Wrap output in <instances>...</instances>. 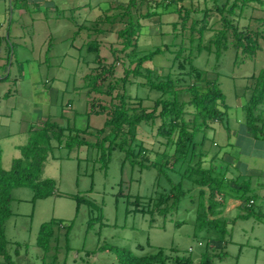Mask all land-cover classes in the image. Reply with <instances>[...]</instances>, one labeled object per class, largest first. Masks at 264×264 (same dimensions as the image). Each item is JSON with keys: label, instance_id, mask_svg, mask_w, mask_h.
I'll use <instances>...</instances> for the list:
<instances>
[{"label": "rangeland", "instance_id": "obj_1", "mask_svg": "<svg viewBox=\"0 0 264 264\" xmlns=\"http://www.w3.org/2000/svg\"><path fill=\"white\" fill-rule=\"evenodd\" d=\"M188 2L186 0V4ZM212 3L214 0L207 1L209 6ZM200 4L203 5V1ZM254 5L264 9V3L261 6ZM85 13L82 9L70 12V19L66 14L65 17L50 14L45 19L37 18L35 21L25 17L19 21L24 24L22 28L14 25L9 28L6 24V32L11 33V36L16 30L21 32L24 44L34 50L28 51V55L22 56L24 58L17 59L14 56L16 53H10L9 58L4 60L6 76L0 79L3 168L9 169L13 159L20 156V147L28 142L30 129L41 126L46 119L56 127L89 128L92 132L103 126L105 114L89 113L86 89L82 87V77L90 64L78 62L79 55L74 46H80V40L70 36L78 24L91 26V22L84 23ZM263 13L249 9L239 19V26L248 24L253 27L255 22L247 18ZM178 15V12L168 11L141 21L144 28L139 40L140 49L147 52L159 44H174L171 52L165 51L152 61H146L141 71L144 72L147 67L158 73H167L169 70L172 78H182L180 84L183 93L180 97L185 100L191 97V91L187 88L190 84L203 86L206 78H214L218 74L227 111L222 120L213 123L214 129L207 131L206 145L210 152L219 153L231 164L238 165L239 160L242 164L243 160L248 159L255 165V158H247L249 146H244L239 133L244 121L243 104L249 93L250 76L264 67V51L258 50L253 57L245 58L230 47L218 60L212 54L207 56L201 53L193 57V63L202 71L201 78H197L190 72L189 63L185 62L184 68L180 66L183 56L188 54L186 49L174 60L181 41L182 47L189 46L188 33L181 36L179 26L174 29L171 25V22L179 20ZM100 26L103 28L105 25ZM47 35H51L50 38ZM7 38L6 47L14 48L17 44L12 42L11 37ZM98 39L101 42V54L108 55L111 61L109 45L119 48L116 34H100ZM129 61L125 57L118 61L116 77L123 75L122 64L128 65ZM213 66L215 70H212ZM128 91L130 95L145 96V107L159 96L157 90L141 86L138 90L130 87ZM228 127L230 131L238 133L234 140L236 148L228 147ZM147 134L141 129L139 138L145 142L148 156L154 159L158 155L156 151L160 152L163 145ZM84 137L90 142L97 140L92 134H84ZM211 140L218 144L212 145ZM237 147L246 154H240ZM232 156L235 158L232 159ZM42 176L54 179L55 192L52 195L35 198L30 186L14 187L10 191L12 213L4 222V232L14 264H118L117 248L149 254L159 247L168 254L171 248H176L178 253H171L169 260L176 264V254L190 255L197 261L204 250V241L195 228V205H192L189 196L181 199L179 210L166 220L160 216L151 220L149 214L133 211L137 198L147 202L149 197L168 186V182L165 177H158L153 168L141 169L125 162L124 153L119 149L108 151L107 166L103 168L100 150L96 146L79 145L68 149L53 141L52 153L44 163ZM183 184L196 197L194 185L188 180H184ZM253 209L262 212L258 216L261 224L252 217L235 220L244 211L240 207L234 211H224L230 235L224 248L225 256L219 264H264V201L260 197H257ZM50 220L59 223L50 249L41 251L36 247L38 230L41 224ZM62 224L68 226L67 229ZM138 245H143V249H138ZM208 247L217 253L220 243L209 242Z\"/></svg>", "mask_w": 264, "mask_h": 264}, {"label": "trees", "instance_id": "obj_2", "mask_svg": "<svg viewBox=\"0 0 264 264\" xmlns=\"http://www.w3.org/2000/svg\"><path fill=\"white\" fill-rule=\"evenodd\" d=\"M188 1L187 4L186 0L118 2L91 21V26H76L72 36L78 37L80 46H72L79 55L78 62L90 64L89 70L82 77L89 113L105 114L106 119L103 126L94 132L89 128L56 127L46 119L41 126L30 130L28 142L20 147L21 154L13 159L9 169L3 168L1 164L0 146V264H14L4 232V222L12 213L11 189L30 186L35 198H45L55 192L54 179L42 176L44 163L52 153L53 141L68 149L79 145L96 146L100 150L103 168L107 166L108 151L116 148L124 153L125 162L141 169L153 168L158 177H165L168 186L149 197L147 202L143 198H140L142 201L139 198L135 200L133 211L147 213L151 220L155 216L164 220L173 216L179 210L181 199L189 196L192 205H195V228L204 241V250L197 261L190 255L176 254V264H219L224 258L230 232L223 213L229 198L240 200L243 204L241 208L247 214H261L253 209L259 194L252 190L251 176H246L244 168H235L219 153L210 152L206 145L207 131L213 129V123L222 120L227 111L218 74L214 78H206L203 86L190 84L187 88L191 91V97L185 100L180 97L183 93L180 84L182 78H172L169 70L167 73H158L147 67L144 72L141 71L146 61H152L156 55L165 51L171 52L174 44H159L145 52L139 48V40L144 28L141 22L143 19L157 17L168 11L178 12L179 20L171 22V25L174 29L179 26L181 36L188 33L189 46L182 47L181 41L174 60L186 49L188 54L183 56L180 66L184 68L185 62L189 63L190 72L201 78L202 71L193 63V57L201 53L207 56L212 54L218 60L230 47L242 53L245 58L253 57L258 50L264 51V13L247 18L255 22L253 27L248 24L240 27L238 23L249 9L263 12L264 9L256 7L254 3L261 6L264 2L214 0L209 6L208 0ZM100 25L105 26L102 28ZM83 31L84 36H81ZM111 33L116 34L119 48L115 49L110 43L109 54L112 60L109 61L108 55L100 52L98 35L108 36ZM123 57L130 59L129 64H122L123 75L116 77L117 63ZM212 70H215V66ZM140 86L159 93L148 108L143 105L145 96L129 94L130 87L138 90ZM247 90L249 93L243 104L245 127L254 138H264V67L250 76ZM141 129L163 145L160 152L156 151L158 155L154 159L148 156V148L139 138ZM226 129L228 131L229 127ZM84 134H92L97 140L90 142ZM211 141L212 145L218 144L215 140ZM184 180L194 185L196 197H193L191 189L184 188ZM237 218L248 217L238 214L235 220ZM58 223L50 220L40 225L37 245L41 250L50 249ZM62 225L67 229L68 226ZM209 242L220 243L217 253L208 247ZM137 248L143 249V245ZM175 251L178 253L176 248H171V253ZM115 252L118 264H174L169 261L171 253H166L162 247L149 254H137L125 248H117Z\"/></svg>", "mask_w": 264, "mask_h": 264}, {"label": "crops", "instance_id": "obj_3", "mask_svg": "<svg viewBox=\"0 0 264 264\" xmlns=\"http://www.w3.org/2000/svg\"><path fill=\"white\" fill-rule=\"evenodd\" d=\"M128 1L129 0H0V79H2V76H6L4 69V60L9 58L10 53H16L14 54V56L17 59L21 58L22 56L28 55V51L32 52L34 50L33 47H28L24 44V36L21 34V32L16 30L15 32H13L12 36L11 33L6 32V24L9 25V28L10 25H14L16 26V28H22L24 24L19 21L24 19L25 17L33 19L35 21V19L37 18H40V20L43 18L45 19L46 15L50 16V14H56L63 17H65L66 14L67 18L70 19V12L80 11L81 9L82 11H86L84 23L85 21L91 22L96 20L97 17L101 15L100 13L113 8V6L118 2L125 3ZM74 31L70 33V36L73 35ZM50 36L47 35V37L49 38ZM81 36L83 35L81 34ZM7 37H11L12 42L17 44L14 48H12V46L10 48L6 47V43L9 41ZM2 44L4 45V47L2 46ZM227 132L230 140H228L227 142L228 147L236 148L234 147V140L235 137L237 138L238 133L236 131H230V128ZM239 135L244 143V146H249V150L246 152L248 153L247 158L253 157L256 159L257 163L253 165L251 161L247 159V161L243 160V163L240 164L239 160V164H234V166L235 168L243 166V168L245 169V175L251 176L253 192L259 194V197L264 201V138H254L253 136H251V134L245 127L244 121L243 123H241V131ZM238 149V152L240 154H246L245 152L240 151V147ZM234 158L235 157L232 156V159ZM232 170L234 169L232 168ZM238 207H243L242 202L235 198H229L227 200L225 211H234V209ZM241 214L246 215L248 218L252 217L256 221V223H262L257 214H247L245 210ZM36 247L39 246L37 245ZM39 249L41 248L39 247Z\"/></svg>", "mask_w": 264, "mask_h": 264}]
</instances>
